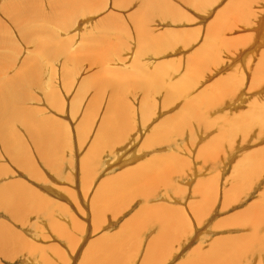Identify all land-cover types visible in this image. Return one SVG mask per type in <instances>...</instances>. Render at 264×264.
Returning a JSON list of instances; mask_svg holds the SVG:
<instances>
[{"label": "rangeland", "instance_id": "obj_1", "mask_svg": "<svg viewBox=\"0 0 264 264\" xmlns=\"http://www.w3.org/2000/svg\"><path fill=\"white\" fill-rule=\"evenodd\" d=\"M80 3L0 0V80L10 81L0 87L17 98L9 103L15 116L5 126L9 137L20 139L10 137L6 145L0 129V192L28 196L16 213L7 210L11 202L0 205V231L18 234L20 241L11 243L10 236L9 246L0 245V264H48L42 251L55 264H104L94 260V242L112 264H145L163 237L160 221L137 231L139 238L126 249L137 251L133 257L128 252L115 259L109 251H117L116 235L147 206L181 209L179 216L192 222L170 260L156 264H185L196 246L216 238L234 241L233 257L241 259L229 264H264L260 243L245 247L255 221L262 237L257 243L264 244V114L252 109L264 103V0ZM60 10L70 13L66 20ZM108 14L112 24L102 25ZM26 17L38 27L25 23ZM199 62L197 74L189 73ZM249 109L255 118L247 122L255 123L229 130ZM113 112L116 125L109 124ZM19 115L30 119L21 124ZM29 123L52 136L51 148ZM249 155L259 156L255 171L243 162ZM154 157L156 167L146 175ZM129 172L145 174V182L123 178L110 199V186ZM104 190L107 199L100 196ZM124 201L132 203L118 214Z\"/></svg>", "mask_w": 264, "mask_h": 264}, {"label": "bare ground", "instance_id": "obj_2", "mask_svg": "<svg viewBox=\"0 0 264 264\" xmlns=\"http://www.w3.org/2000/svg\"><path fill=\"white\" fill-rule=\"evenodd\" d=\"M68 1V0H67ZM71 1H73V0H71ZM75 2H78L79 0H74ZM82 1V3H80L81 5H83V7H84V5H87V6H91V2L93 1V0H80V2ZM243 0H240V2H242ZM69 3H70V0H69ZM72 3V2H71ZM12 4V3H11ZM10 4V5H11ZM94 7L96 6V7H99V2L97 1V2H94ZM147 4H149L148 2H147ZM147 4H146V7H147ZM13 5V4H12ZM118 5V4H117ZM150 6L151 5H155V3L153 2V1H151V4H149ZM251 5V4H250ZM14 6V5H13ZM27 6V5H26ZM25 6V7H26ZM67 6V5H66ZM93 6V5H92ZM91 6V7H92ZM155 6H157V5H155ZM17 6H15V8H16ZM20 7V6H19ZM78 7V6H77ZM152 7V6H151ZM158 7H160V6H158ZM157 7V8H158ZM166 7V6H165ZM8 8H10L11 9V6L10 7H8ZM90 8V7H89ZM60 9H62V8H60ZM65 9V8H64ZM76 9V8H75ZM86 9V8H85ZM96 9V8H95ZM159 9V8H158ZM162 9V8H161ZM166 9V8H165ZM170 9V8H169ZM11 10H13V9H11ZM26 10V9H25ZM91 10H93V8L91 9ZM102 10H103V8H102ZM15 11V10H14ZM17 11V10H16ZM20 11H22V10H20ZM64 11V10H63ZM80 11V10H79ZM101 10L100 9H98V13L100 12ZM23 12V11H22ZM25 12V11H24ZM29 11H27V13H28ZM60 12H61V15L60 16H62V13H64V12H62L61 10H60ZM59 11L58 12H56V13H60ZM73 12V11H72ZM74 12H75V10H74ZM166 12V11H165ZM68 14H70L69 12H67ZM67 13H66V15H65V17L67 16ZM32 14V13H31ZM30 14V15H31ZM74 14V13H73ZM72 14V15H73ZM174 14V13H173ZM56 15V14H55ZM63 15V16H64ZM26 16V15H25ZM28 16V15H27ZM37 16V15H36ZM35 16V17H36ZM62 16V17H63ZM31 17V16H30ZM65 17H63L65 20H66V18ZM70 17H71V15H70ZM56 18V17H55ZM142 18V17H141ZM173 18V17H172ZM15 19V18H14ZM37 19V18H36ZM36 19H35V21H36ZM61 19V18H60ZM63 19V20H64ZM69 19V17L67 18V20ZM138 18H136V22H138L139 20H137ZM56 20V19H55ZM102 20V19H101ZM111 20H112V16L110 15V14H108V15H106V17H103V21L101 22V23H103L102 25H104V24H106V25H110V23H111ZM15 21L17 22V20L15 19ZM24 22L25 23H27V24H30L31 25V27L32 28H37L38 26H36V24H35V22H34V20H31L30 18L28 19L27 17L26 18H24ZM100 22V21H99ZM140 22V21H139ZM100 23V24H101ZM143 23V22H142ZM99 24V23H98ZM112 24V23H111ZM140 25V24H139ZM137 27H139V26H137ZM73 28V27H72ZM142 28V27H141ZM25 32H26V34L28 35V36H30V37H32V33L30 32V31H28V30H24ZM45 33H49L50 31H48V30H45L44 31ZM7 33H8V31H7ZM51 33V32H50ZM49 33V34H50ZM52 34V33H51ZM98 36V35H97ZM68 38V37H67ZM212 39V38H211ZM223 39V38H222ZM94 40V39H93ZM101 40V39H100ZM150 40V39H149ZM169 41V40H168ZM179 41V40H178ZM89 43H91V42H89ZM170 43V42H169ZM216 43V42H215ZM42 44V43H41ZM40 44V49L39 50H41L42 48H44V46H42ZM218 44V43H217ZM217 44H216V47H217ZM223 44V43H222ZM44 45V44H43ZM46 45H47V43H46ZM56 45V44H55ZM98 45V44H97ZM119 46V45H118ZM9 47V46H8ZM50 47H52V46H50ZM38 48H39V45H38ZM62 48H63V46H62ZM96 48V47H95ZM14 50V49H13ZM52 51H53V49H52ZM77 51V50H76ZM113 52V51H112ZM203 53V52H202ZM13 54V53H12ZM45 54V53H44ZM107 54V53H106ZM105 54V55H106ZM67 55V54H66ZM109 55V54H108ZM52 56H55L54 54L52 55ZM207 56V54L204 56V57H206ZM4 57V56H3ZM69 57V56H68ZM201 57H203V56H200V58ZM5 58H7V57H5ZM12 58H13V55H12ZM215 59V58H214ZM7 60V59H6ZM31 61V60H30ZM6 62V61H5ZM7 62H9V61H7ZM189 62H193V61H191V60H189ZM195 62V61H194ZM203 62V61H202ZM202 62H199L198 64L197 63H193L190 67H189V73H190V71L193 73V74H197V71L199 70V67L198 66H201V64H202ZM2 63V62H1ZM32 63H35V61L34 62H32ZM28 64H30V63H28ZM27 64V65H28ZM5 65H7L6 63H5ZM109 65H110V63H109ZM3 66V65H2ZM2 66H0V67H2ZM25 66V65H24ZM34 66V65H33ZM22 68V67H21ZM26 68V67H25ZM23 69H24V67H23ZM30 69H33V68H30ZM30 72V71H29ZM39 72V71H38ZM2 74V73H1ZM233 75V74H232ZM235 75V74H234ZM242 75V74H241ZM4 77H5V75H3ZM30 76H31V73H30ZM26 78V77H25ZM25 78H23V79H25ZM236 78V77H235ZM3 79V78H2ZM22 79V80H23ZM28 80V79H27ZM26 80V81H27ZM6 81H8L7 79H6ZM12 81V80H11ZM25 80H24V82H26ZM69 81V80H68ZM226 81V80H225ZM8 82H10V81H8ZM8 82H4V81H1L0 80V85L3 83H7L8 84ZM227 82V81H226ZM225 82V83H226ZM238 82V81H237ZM27 83H28V81H27ZM228 83V82H227ZM15 84V83H14ZM13 84V85H14ZM4 85H6V84H4ZM237 85V84H236ZM258 85H259V83H258ZM2 87H4V89L3 88H1L0 87V129H1V133H3L4 134V136H6V140H7V142H6V145H9L8 144V141L10 140L9 138L10 137H13V135L14 134H12V136H10L9 137V135H11V133L9 132V129L10 128H8V126L6 127L5 126V124H6V121L8 120V118L7 117H10V114H13L14 116H15V114L13 113L14 111L11 109V111H10V105H12V104H14V102H12L11 104H9L11 101H16L17 100V98H16V100L14 99V100H12L13 98H11L9 95H7V94H5V92L8 90V87H6V86H3L2 85ZM226 87V86H225ZM15 89V88H14ZM22 89V88H21ZM222 89V88H221ZM43 90V89H42ZM225 89H223V91H224ZM231 90H233V89H231ZM16 91V90H15ZM14 91V92H15ZM21 91V90H20ZM117 91V90H116ZM115 91V92H116ZM235 91V90H234ZM9 92H10V90H9ZM180 92H181V90H180ZM207 92V91H206ZM225 92V91H224ZM16 93V92H15ZM178 93V92H177ZM212 94H213V92H211ZM170 94V93H169ZM176 94V93H175ZM19 95V94H18ZM218 95H220L219 93H218ZM8 96H9V98H8ZM17 97V96H16ZM205 97L206 98H208V97H211V95H207L206 93H205ZM48 98V97H47ZM219 98V96H212V98L211 99H213V100H217ZM50 100H52V99H50ZM171 100V99H170ZM207 100V99H206ZM204 101V100H203ZM209 100H207V101H204V102H208ZM55 102V101H54ZM198 102V101H197ZM148 103V102H147ZM194 103V102H193ZM192 103V104H193ZM15 105V104H14ZM208 105V104H207ZM18 107V106H17ZM113 108V107H112ZM213 108H214V106H213ZM251 108H252V105H251ZM263 108H264V103L261 105V106H259V107H256V108H252L253 110H256V112H258V114H256V115H260V117H261V115H263L264 114V110H263ZM91 109V108H90ZM107 109H109V108H107ZM114 109V108H113ZM257 109H259V110H257ZM28 110V109H27ZM116 110V109H115ZM250 110V109H249ZM106 111V110H105ZM251 111V110H250ZM250 111H249V113H250ZM11 112V113H10ZM111 112V111H110ZM180 112V111H179ZM248 112V111H247ZM252 112V111H251ZM30 113V112H29ZM114 113L115 112H113V114H112V118L110 117V121H109V124H115L116 125V122H117V117L119 118V115H118V113H116V115H117V117H116V119L117 120H115V119H113L114 118ZM182 112H180V114H181ZM245 113V112H244ZM249 113H247L246 114V116H243L244 118H239L238 120H235L234 122H232L231 123V125L230 126H232V128H230L229 130H234V128H235V130H236V127H238V124L239 123H242L243 124V127H248V125L251 127V125H252V123H255V121L254 122H251V125L250 124H248V122H247V118L249 117V116H252V118H255V112L253 113H251V114H249ZM18 113H16V115H17ZM25 114V113H24ZM28 114V113H27ZM108 114V113H107ZM186 114V113H185ZM109 115V114H108ZM244 115V114H243ZM20 116V115H19ZM26 119H25V118ZM32 117H34V116H32ZM108 117V116H107ZM237 117V116H236ZM5 118V121H2L3 119ZM6 118H7V120H6ZM18 118V117H17ZM17 118L15 117V122H16V120H17ZM11 118H9V120H10ZM28 119H30V116L29 115H25V116H23V117H21L20 116V121H21V124H22V121H25V120H28ZM186 119V118H185ZM185 119H184V121H185ZM8 120V121H9ZM108 120V119H107ZM30 121V120H29ZM230 121V120H229ZM229 121H227V122H229ZM258 121V120H257ZM10 122V121H9ZM28 122V121H27ZM33 122V120H31V123ZM187 122V121H186ZM118 123V122H117ZM24 124V123H23ZM45 124H46V122H45ZM7 125H10V124H7ZM47 125V124H46ZM113 126V125H112ZM209 126V125H208ZM51 127V126H50ZM116 127H118V125L116 126ZM120 127V126H119ZM13 128H15V127H13ZM29 128H30V130H31V132L33 131V130H38V131H36V133H40V135H39V137L43 140V142L45 143V147H48V148H51V146L48 144L49 142H51L52 140V136H44L43 134H42V131L40 130V128L37 126V124H31L30 125V123H29ZM103 129H105V128H103ZM109 129V128H108ZM12 130V129H11ZM85 130H86V128H85ZM102 130V129H101ZM109 130H111V129H109ZM121 130V129H120ZM228 130V131H229ZM234 130V131H235ZM103 131V130H102ZM223 131V130H222ZM228 131L226 132V134H228ZM238 131H240V130H238ZM34 132V131H33ZM58 132V131H57ZM109 132V131H108ZM26 133V132H25ZM35 133V134H36ZM56 133V132H55ZM17 134V133H16ZM34 136V138L36 139V137H38V136H36L34 133H32ZM112 134V133H111ZM116 134V133H115ZM225 134V133H224ZM110 135V134H109ZM100 136V135H99ZM15 137V138H14ZM13 138L17 141L18 139H19V137L18 136H14ZM32 137V136H31ZM46 137H48V139L46 138ZM53 137H56V135L55 136H53ZM113 137H115V136H113ZM43 138H45V139H43ZM51 138V139H50ZM118 138V137H117ZM12 139V138H11ZM37 139H39V138H37ZM13 140V139H12ZM20 140V139H19ZM18 140V141H19ZM40 140V139H39ZM45 140H46V142H45ZM48 140H49V142H48ZM51 140V141H50ZM54 140V139H53ZM159 141V140H158ZM12 143H13V141H11ZM53 142V141H52ZM56 142V141H55ZM10 143V142H9ZM11 144V143H10ZM50 144H52V143H50ZM152 144V143H151ZM13 146H14V144H12ZM38 145V144H37ZM49 145V146H48ZM54 145V144H53ZM12 146V147H13ZM10 147H11V145H10ZM14 148V147H13ZM55 148H56V146H55ZM8 149H9V147H8ZM15 150V149H14ZM55 150V149H54ZM253 150H255V149H253ZM13 151V150H12ZM21 151V150H20ZM37 151V150H36ZM47 151V150H46ZM39 153V152H38ZM31 155V154H30ZM166 155V154H165ZM263 156H264V154H262ZM25 157V156H24ZM162 157V156H161ZM46 158V157H45ZM258 160H259V156H256V155H249L248 157L246 156L244 159H243V162H245V164L247 165V166H249V167H251L254 171H255V169L259 166V163H257L258 162ZM56 161V160H55ZM157 160H156V158L154 157V158H150L149 159V164H150V167L149 168H147V167H144L145 168V174L147 175V173L148 172H150V171H152L151 169H153V165H154V162H156ZM242 162V163H243ZM27 163V162H26ZM144 164H146V163H144ZM146 166V165H145ZM156 167V166H155ZM154 167V168H155ZM140 169V168H139ZM139 169H137V170H139ZM13 172V171H12ZM7 173V172H6ZM252 173H254V172H252ZM129 174H132V173H126V175L124 176V177H122L121 179H120V181H118V182H115L114 183V185H112V186H110L109 184L107 185V186H110V187H112V190H111V192H109L110 194V199H113V198H115V189H117V188H119V187H122V180H123V178H134L133 180H131V182L130 183H133V182H135V181H140V182H142V183H144L145 182V179H143V178H145V176L143 175V174H141V173H139L138 174V176H137V173H135V172H133V174L132 175H129ZM144 176V177H143ZM46 178V177H45ZM151 181V180H150ZM15 184H16V182H15ZM106 186V187H107ZM202 186V185H201ZM3 187V186H2ZM15 187V186H14ZM6 188V187H5ZM23 189V188H22ZM3 190V189H2ZM2 190H0V191H2ZM6 190V189H5ZM25 193V192H24ZM106 193H107V190H104L103 191V194H100V196L101 197H105L106 196ZM36 196V195H35ZM99 196V195H98ZM97 196V197H98ZM100 197V198H101ZM0 198H1V201H0V205L2 206V204L4 203L5 205L6 204H9L10 202L13 204V205H11V207H10V209H7L8 211H13L14 213H16L15 211H17V209H19V208H21L23 205H25L26 204V202L28 201V196L27 195H25V194H23L22 193V195L21 194H16L15 192H12V191H3V192H0ZM106 199H107V197H105ZM105 198H102V201H104L105 200ZM109 198V197H108ZM98 199V198H97ZM40 200V199H39ZM48 201V200H47ZM96 201V200H95ZM101 201V202H102ZM35 202V201H34ZM36 202L38 203V201L36 200ZM99 202H100V200H99ZM28 203H30V202H28ZM132 202H122V205H120L118 208H117V210H116V212L118 213V214H120L121 212L123 213V211H121L122 209L123 210H125L124 208L126 207V209H127V207H129V205L131 204ZM262 203V202H261ZM264 203V202H263ZM262 203V204H263ZM29 205V204H28ZM9 206H10V204H9ZM100 206V205H99ZM108 206V205H107ZM123 206V207H122ZM3 207L4 208H7L6 206H4L3 205ZM25 207V206H24ZM104 207V206H103ZM120 207H122V209L121 210H119L120 209ZM23 208V207H22ZM198 208V207H197ZM105 209H106V207H105ZM111 210V209H110ZM198 210H199V208H198ZM204 210V209H203ZM213 210V209H212ZM62 211V210H61ZM112 211V210H111ZM142 213L140 214V215H138L137 217H136V219L133 221V223H126L125 225H123V231H121L120 233H123V234H117L116 236H117V238H116V240H115V243H114V245H113V248L114 249H116L117 251H109L110 253H111V256H112V254H114L113 256L115 257V259H117V258H123L124 256H128L127 255V253L128 252H132L130 255H131V257H133L132 256V254H136L137 253V251H136V253L133 251L134 249H131V247L130 248H128V250H126L127 249V247H128V244L132 241V240H137L138 238H139V236H140V234L143 232V230L145 229V228H147V227H149V225L152 223V222H154V221H156L157 220V222L158 221H160L161 222V232H163L164 234L162 235L163 237H161V240L159 241L158 240V242H157V244L155 245V247L154 248H156L154 251H153V253H152V255H151V257H150V259H149V261H147L146 260V263L145 264H156V263H159V262H161L162 260H170V258L172 257V250L171 249H173V246H174V243L176 242V241H180V237H181V239H182V237L184 236V233L186 232H189V231H191V226H192V222H190L189 221V219H188V221H189V223H187L186 221H184V216L182 217V216H179V215H181L182 214V211H181V209L179 210L178 208H176L175 210L174 209H172V208H170V207H160V208H156V209H154V210H150V208L147 206V207H143L142 208ZM176 211V212H175ZM200 211V210H199ZM21 212V211H20ZM156 212H158V214L160 215V216H158L157 214H156ZM160 212V213H159ZM175 212V213H174ZM102 213V212H101ZM20 214H22V213H20ZM100 215V214H99ZM201 221H203V220H201ZM254 223V222H253ZM194 224V223H193ZM202 224V223H201ZM257 222L255 221V223L253 224V230H254V232H252L253 233V236H251L250 238H249V241H248V244L246 245L245 244V247H246V251L248 250V249H250L251 250V248H247V247H249L250 245H251V243H254L255 245L256 244H259L260 243V246H262V248L264 249V244H263V242H262V240H260L258 243H257V241L260 239V238H262V237H259L258 238V232H256V231H258L257 230ZM260 227H261V225H260ZM193 228V227H192ZM195 229V228H194ZM11 230V229H10ZM138 230H140V234L138 233L137 234V231ZM193 230V229H192ZM3 231V232H2ZM2 231H0V241H2V244H0L1 245V247L2 248H5V246H9L10 245V236H13L12 238H11V243L13 242L14 244L15 243H20V241H19V235L17 234H15L14 235V233H13V235H12V233L11 232H8L7 231V229H3ZM262 232V231H261ZM119 233V232H118ZM192 233V232H191ZM195 234L197 235V233L195 232ZM194 234V235H195ZM122 237V238H121ZM193 237V236H192ZM210 237V236H209ZM217 239H219V238H216V239H214V240H210L211 241V243H209L208 245H201V246H199V247H197L196 246V249L192 252V254L190 255L189 254V258H185L186 259V262H185V264H229V263H235V262H239L240 260L239 259H241V257L239 256V255H237V256H235V257H233L234 255H233V253H232V251H233V247H234V245L232 244L234 241H232L231 242V244L229 243V240L228 239H226L225 238V240H217ZM153 241V240H152ZM182 241V240H181ZM180 241V242H181ZM184 241H186V240H184ZM218 241V242H217ZM240 241H243V240H240ZM107 242V238H105V243ZM180 242L178 243V244H180ZM209 242V241H208ZM216 242V243H215ZM1 243V242H0ZM102 243V242H101ZM186 243V242H185ZM185 243L183 244V245H185ZM191 243V242H190ZM244 243V242H243ZM28 244V243H27ZM127 244V245H126ZM231 245V246H230ZM102 245L100 244V246L97 244V243H93L92 244V250L93 251H95L97 254H96V257L94 258V260L95 261H97L98 263L99 262H101V263H104V264H112V259L110 258V254L109 255H107V257L105 256V254L102 256V257H100L99 255L103 252L102 251V247H101ZM104 246L106 247V245L104 244ZM205 246H208V248H205ZM230 246V247H229ZM90 247H91V245H90ZM108 247V246H107ZM107 247H106V249H107ZM180 247V246H179ZM183 247V246H182ZM186 247V246H185ZM192 247H194V246H192ZM243 247V246H242ZM41 248V247H40ZM39 248V249H40ZM113 248H112V250H113ZM175 248H177V247H175ZM181 248V247H180ZM7 249V248H6ZM16 249V248H15ZM105 249V250H106ZM121 249V252L119 253L118 252V250H120ZM242 249V248H241ZM241 249H240V251H241ZM36 250V249H35ZM109 250H110V248H109ZM177 250V249H176ZM230 251L229 252V254H228V256H223V255H225L226 254V252L227 251ZM245 250V249H244ZM243 250V251H244ZM1 252V251H0ZM19 252V251H18ZM87 252V251H86ZM107 252V251H106ZM159 252H162L160 255L158 254ZM178 252V251H177ZM9 253V252H8ZM21 253V252H20ZM54 253V252H53ZM89 253V252H88ZM23 254V253H22ZM90 254V253H89ZM168 254H169V258H168ZM175 254H176V252H175ZM12 255V254H11ZM47 254L44 252V251H42L41 252V255L40 256H42V259L44 260H46L47 262H48V264H55L54 263V261L53 260H50V259H48L47 258V256H46ZM59 255H60V259L62 260V261H65V257H63L64 256V254L62 253V252H60L59 253ZM91 255V254H90ZM174 255V254H173ZM18 256V255H17ZM86 256V255H85ZM179 256V255H178ZM84 257V256H83ZM129 257V256H128ZM89 258V257H88ZM92 258V257H91ZM110 258V259H109ZM113 258V257H112ZM148 258V257H147ZM184 259V260H185ZM41 260V259H40ZM159 260V261H158ZM168 260V261H169ZM93 261V260H92ZM172 261V260H171ZM58 262V261H57ZM67 262H69V261H67ZM125 262V261H124ZM167 262V261H166ZM183 262V261H182ZM32 263V262H31ZM34 264V263H33ZM38 264V263H37ZM87 264H90V262H87ZM183 264V263H182Z\"/></svg>", "mask_w": 264, "mask_h": 264}]
</instances>
